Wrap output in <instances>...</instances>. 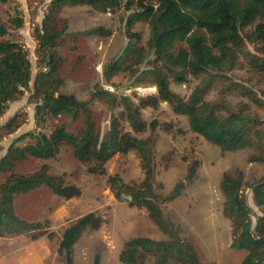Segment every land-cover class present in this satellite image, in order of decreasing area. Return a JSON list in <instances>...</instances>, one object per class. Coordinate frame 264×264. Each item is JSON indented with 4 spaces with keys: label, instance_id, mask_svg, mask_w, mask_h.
<instances>
[{
    "label": "trees",
    "instance_id": "1",
    "mask_svg": "<svg viewBox=\"0 0 264 264\" xmlns=\"http://www.w3.org/2000/svg\"><path fill=\"white\" fill-rule=\"evenodd\" d=\"M9 0H0L5 4ZM123 0H52L42 25L36 28L35 38L43 62L50 70L42 71L35 80L36 125L41 127L48 117L67 116L71 120L84 118V127L76 134L65 126L55 129L50 136L43 133H28L18 138L0 159V176L6 177L0 186V237L31 234L37 241L45 235L50 222L30 223L19 218L14 209V200L45 187L65 200L79 198L80 188L66 183L64 175L50 174L44 164L30 174H18L16 167L30 159H55L64 146L71 147L74 157L89 166L91 172L106 175V164L116 155L135 151L141 160L144 180L136 187H128L118 177H109L108 182L120 198L123 193L131 197L129 205L144 208L167 240L138 237L128 242L120 254L122 264H138L153 257L154 264H204L193 246L184 242L181 230L164 215L162 204L180 197L184 185L178 184L168 196L155 191V171L150 150L151 140L139 139L124 132L121 121H126L134 134H142L148 128L154 132L157 123L148 124L142 116L145 108L158 109L167 103L178 116L188 119L190 130L218 147L222 152L254 150L251 163L264 165V123L250 115L245 108L233 110L227 95L236 92L257 105H263L257 95L229 79L243 61L255 74L264 78V0H129L125 9L132 12L126 21L129 42L123 52L110 61L103 70L106 83L120 74L128 73L138 82L149 81L157 93L142 97L136 104L128 96L117 95L97 87L91 93L93 101H100L112 109H122L119 118L113 119L107 134L102 137L92 119L91 112L78 102L62 94L64 80L59 76L62 59L58 53L61 40L69 29L66 20L59 19L64 7L89 6L102 13H112L122 6ZM16 30L24 26L22 18L10 19ZM146 24L150 29L148 52L140 47L141 36L133 32L137 24ZM90 35L108 38L112 31L98 27ZM7 32L0 25V38ZM255 47V53L248 46ZM148 55V56H147ZM146 64L144 70L141 69ZM189 77L201 79L188 99L171 89V80L184 84ZM32 80V66L28 53L17 42L0 41V118L8 111L9 103L23 95ZM227 80L221 91V99L214 102L206 97L218 82ZM15 116L7 125L9 132L20 128ZM171 126H166L169 132ZM34 144L18 146L23 140ZM198 163L190 168L194 177ZM243 174L238 179L224 175L221 192L224 197L223 214L233 226L231 248L246 253L241 264H264V178L252 185L253 202L260 214L255 216L244 193ZM256 217V222H253ZM104 221L102 216L90 213L68 227L62 235L58 248L59 256L66 264H75L74 247L88 231H98ZM94 264H100L96 257Z\"/></svg>",
    "mask_w": 264,
    "mask_h": 264
},
{
    "label": "rangeland",
    "instance_id": "2",
    "mask_svg": "<svg viewBox=\"0 0 264 264\" xmlns=\"http://www.w3.org/2000/svg\"><path fill=\"white\" fill-rule=\"evenodd\" d=\"M51 1L9 0L5 4L0 3V25L7 32L0 41L17 42L27 51L32 66L29 86L23 89V95L19 99L9 103L8 111L0 118V159L25 134L43 133L50 136L61 126L76 134L84 127L83 116L75 121L67 116L48 117L41 127L36 125L35 80L40 72H48L50 68L43 62L35 31L42 25ZM128 1L123 0L122 6L112 13L98 12L89 6H78L64 7L58 16L60 20L69 23L68 32L58 47L62 59L59 76L65 82L62 94L74 97L78 103H84L102 137L109 131L113 119L120 117L122 109H112L103 102L93 101L91 93L95 88L102 87L118 97L128 96L136 104H139L140 98L157 93L149 81L138 82L136 77L128 73L114 77L110 83L104 80V67L118 57L129 42L126 21L136 11V7L134 6L132 12L127 11L125 5ZM14 18L23 19L22 29L16 30L10 23V19ZM98 27L110 29L112 35L100 38L89 34V31ZM133 32L141 36L140 47L145 48L146 54L150 36L148 25L137 24ZM248 48L255 53L254 46L249 45ZM148 55L151 60L152 54L148 52ZM145 67L146 64L141 69L144 70ZM228 77L252 90L263 103L257 105L236 92H231L226 99L230 107L237 110L243 106L250 115L264 123V78L255 74L243 61ZM200 82L201 79L193 77H189L184 84L172 79L171 89L182 98L188 99ZM227 85V80L216 83L207 95V101L220 100L221 91ZM15 116H18L17 124L21 126L11 133L6 125ZM142 116L149 125L157 123L154 132L148 128L145 133L134 134L126 121H121V124L124 132L139 139L151 140L155 191L165 197L178 184L184 185L179 198L162 204L165 217L180 228L182 239L194 247L202 263L241 264L246 253L231 248L233 226L223 214L224 197L220 186L224 175L238 179L243 174L244 193L248 204L254 215H259L250 187L264 178V165L250 162L255 151L248 149L222 152L193 133L188 119L176 115L167 103L160 104L158 109L145 108ZM167 125L171 126L169 132L166 131ZM34 143L33 140L26 139L18 146L25 147ZM196 162L199 164L198 169L195 176L191 177L190 168ZM44 164L49 166L50 174L64 175L68 185L80 188L82 195L65 200L42 187L17 196L14 209L19 218L30 223L49 221L50 225L45 230V235L37 241L31 240V234L3 237L5 243L4 250L0 249V264L13 263L17 258L29 264H66L64 258L58 254L63 232L90 213L101 215L104 223L98 231L88 230L82 235L74 247L75 264H94L96 257H100V264H122L120 254L132 239L146 237L158 241L167 240L146 209L131 207V197L126 193L117 198L108 182L109 177H118L128 187L141 184L145 174L140 157L135 151L114 156L105 166L106 175L92 173L89 166L74 157L69 146H64L55 159H30L18 164L16 172L34 173ZM5 180L6 177L1 175L0 186ZM126 197H130V200ZM253 222H256V217H253ZM138 264H154L153 257Z\"/></svg>",
    "mask_w": 264,
    "mask_h": 264
},
{
    "label": "crops",
    "instance_id": "3",
    "mask_svg": "<svg viewBox=\"0 0 264 264\" xmlns=\"http://www.w3.org/2000/svg\"><path fill=\"white\" fill-rule=\"evenodd\" d=\"M40 240V239H39ZM4 243H5V239L4 238H2V237H0V249L1 250H4ZM1 250H0V252H1ZM18 250H19V248H18ZM1 255H2V252H1ZM0 255V257H2ZM16 261H17V263H16ZM15 262H13V263H10V264H26V262L27 261H24V260H20L19 258H17V260H16ZM21 261V262H20ZM5 264V263H4ZM27 264H29L28 262H27Z\"/></svg>",
    "mask_w": 264,
    "mask_h": 264
},
{
    "label": "water",
    "instance_id": "4",
    "mask_svg": "<svg viewBox=\"0 0 264 264\" xmlns=\"http://www.w3.org/2000/svg\"><path fill=\"white\" fill-rule=\"evenodd\" d=\"M50 70V69H49ZM58 97H66V96H64V95H58ZM73 102H76L75 101V99H74V97H69ZM80 106H84V103H78ZM122 196H124V195H122ZM127 198V200H130V197H126Z\"/></svg>",
    "mask_w": 264,
    "mask_h": 264
},
{
    "label": "built area",
    "instance_id": "5",
    "mask_svg": "<svg viewBox=\"0 0 264 264\" xmlns=\"http://www.w3.org/2000/svg\"><path fill=\"white\" fill-rule=\"evenodd\" d=\"M0 255H1V252H0Z\"/></svg>",
    "mask_w": 264,
    "mask_h": 264
}]
</instances>
